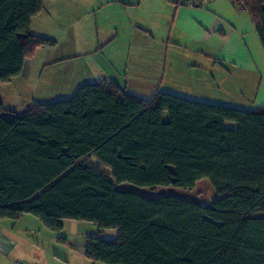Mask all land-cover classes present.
Listing matches in <instances>:
<instances>
[{
  "label": "trees",
  "instance_id": "16d2710c",
  "mask_svg": "<svg viewBox=\"0 0 264 264\" xmlns=\"http://www.w3.org/2000/svg\"><path fill=\"white\" fill-rule=\"evenodd\" d=\"M238 1L264 48V0ZM42 7L0 0V82L55 44L30 31ZM203 178L217 194L208 205L117 187L191 190ZM26 214L54 231L64 219L94 223L84 255L105 264H264V105L244 110L159 89L141 98L112 79L20 115L0 99V219ZM110 228L116 237L102 238Z\"/></svg>",
  "mask_w": 264,
  "mask_h": 264
},
{
  "label": "crops",
  "instance_id": "0c3cea01",
  "mask_svg": "<svg viewBox=\"0 0 264 264\" xmlns=\"http://www.w3.org/2000/svg\"><path fill=\"white\" fill-rule=\"evenodd\" d=\"M142 1L43 0L41 11L31 18L30 31L53 39L56 44L58 39L53 37L54 24L57 26L66 21H87L91 16L95 18L100 10L101 21L109 25L110 31L104 34L103 44L99 42L97 50L104 46V42L116 41L119 35H128L129 38L127 49L130 50L126 63L122 64L123 71L115 70L118 77L126 80L132 78L140 84L148 79L146 82L153 86L165 81L176 84V80L181 79L196 85L201 83L207 91L210 90V98L215 100L211 102L214 103L244 110L264 105V48L250 15L237 0H213L197 8L184 7L178 0H148L144 4ZM109 8L110 13L107 12ZM157 16L163 18V32L160 24L154 21ZM138 30H142L150 41L151 48L145 53L152 55V60L144 63L133 61L130 64L132 54L129 52H135L132 41ZM178 56L182 58L181 63H178ZM43 62L45 65L51 61L46 58ZM143 69L151 73L144 74L141 72ZM113 78L109 79L120 84L118 79ZM152 90L150 95L156 89ZM127 92L148 98L138 95L137 92H143L141 89L134 93ZM21 218L12 222L0 219V264H17L14 262V257L18 256L16 236L19 232H32L29 222L41 227L32 216ZM8 231L11 235L5 233ZM63 241L71 246L70 250L74 249L72 242L66 239ZM85 243L86 238L76 249L80 260L75 264H104L84 255ZM59 258L60 263L72 264L66 257Z\"/></svg>",
  "mask_w": 264,
  "mask_h": 264
},
{
  "label": "rangeland",
  "instance_id": "374dc122",
  "mask_svg": "<svg viewBox=\"0 0 264 264\" xmlns=\"http://www.w3.org/2000/svg\"><path fill=\"white\" fill-rule=\"evenodd\" d=\"M145 1L148 0H143V4ZM107 12L110 13V8ZM101 20L102 15L99 10L95 18L91 16L87 21H66L63 22V25L60 24L61 26L54 24L53 37L58 39V43L35 51L30 57L32 59H26L24 70L19 75L9 81L0 82V99L3 105L6 108L14 109L16 114L20 115L37 102L48 103L59 99H68L72 97L79 85L95 82L99 79H109L110 77L118 79L119 85L127 91H133L132 93L137 89L143 90V92H137L142 97H149L153 88H159L161 91L172 92L197 101H215L210 98V90L207 91L201 83L196 85L178 79L176 84L165 81L161 85L153 86L146 82L148 79H145L144 84H140L132 78L126 80L118 77L115 70L123 71L122 64L126 63V57L130 50L127 49L129 38L128 35L127 37L119 35L116 41L107 44L104 42V46L97 50L98 43L103 44L104 34L110 31L109 25ZM154 21L160 24V30L162 31L164 27L163 18L157 16ZM136 39L137 43H135ZM133 41L132 45L135 52H129V54H132L129 63L131 64L133 61L144 63L152 60V55L145 53L151 47H149L150 41L148 42L142 30L137 31ZM139 53H142V55L140 56ZM46 58H49L51 62L44 65L43 59ZM181 62L182 58L178 56V63ZM112 72L113 76H111ZM141 72L144 74L151 73L148 69H143ZM226 124V126L232 128L235 126L233 122H227ZM86 164L92 168H98L106 177L111 178L109 170L96 159L90 158ZM117 187L123 190H135L149 196L173 194L182 198L197 199L202 205H208L217 196L210 181L206 178L200 179L191 190L162 186L142 188L129 183H121ZM26 215L36 218L41 227L31 225L32 223L29 222L33 229L32 232L29 234L19 232L17 234L18 245L16 251L18 256L14 257V262L23 264H63L60 263L59 257H66L72 264H75L76 261L80 260L79 252L76 250L77 247H80L86 236L91 233L95 234L98 231L97 226L90 221L73 219H64L62 228L54 231L47 228L37 217L31 214ZM22 220L23 218L20 221ZM5 233L11 235L9 231ZM116 234L117 230L110 228L104 229L100 236L104 239H114ZM63 239L72 242L74 249L70 250L71 246L67 245ZM77 258L78 260H76Z\"/></svg>",
  "mask_w": 264,
  "mask_h": 264
},
{
  "label": "built area",
  "instance_id": "2783aa9c",
  "mask_svg": "<svg viewBox=\"0 0 264 264\" xmlns=\"http://www.w3.org/2000/svg\"><path fill=\"white\" fill-rule=\"evenodd\" d=\"M210 1H213V0H178V3L184 7L197 8V7H200V6L206 4L207 2H210ZM17 264H22V263L17 262Z\"/></svg>",
  "mask_w": 264,
  "mask_h": 264
}]
</instances>
